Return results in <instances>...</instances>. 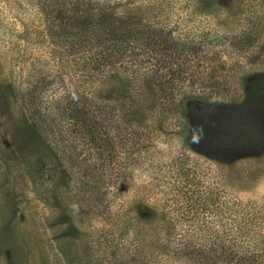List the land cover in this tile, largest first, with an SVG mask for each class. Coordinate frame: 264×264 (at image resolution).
<instances>
[{"label":"rangeland","instance_id":"374dc122","mask_svg":"<svg viewBox=\"0 0 264 264\" xmlns=\"http://www.w3.org/2000/svg\"><path fill=\"white\" fill-rule=\"evenodd\" d=\"M157 2L172 35L199 41L177 81L202 93L185 116L155 107L147 56L86 71L46 42L37 0H0V264H190L169 232L214 211L206 195L264 216V0ZM77 89L101 107L111 152L86 140L66 101H45ZM35 105L50 115L38 128ZM174 217L184 225L170 229Z\"/></svg>","mask_w":264,"mask_h":264},{"label":"trees","instance_id":"16d2710c","mask_svg":"<svg viewBox=\"0 0 264 264\" xmlns=\"http://www.w3.org/2000/svg\"><path fill=\"white\" fill-rule=\"evenodd\" d=\"M37 1L41 5L42 36L51 46L73 50L72 53L81 61V69L98 73L105 67L130 60L133 63L142 62V58L147 56L145 61L152 66L150 89L153 98L159 102L155 106L158 110L185 116V103L191 98L202 96V93L197 95L177 83L191 71L190 65L186 63L191 59L183 51H195L199 41L192 42L191 38L186 40L185 35H172L173 30H170L169 21H166L169 10L160 7L161 2H157L160 0ZM165 6L168 7V3ZM176 49L182 53L181 59L184 61L178 62L171 58ZM42 73L41 69L33 76L43 80L45 77ZM136 73V76L143 77L142 72ZM136 76L133 79L136 80ZM29 97V101H40L34 93ZM45 101H66L68 113L80 118L86 140L92 142L99 153L106 150L107 146L109 152L112 151L103 124L104 118L100 117L101 107L96 103L88 104L92 99L86 92L69 90L57 97L51 93ZM50 108L49 112L52 113L54 106ZM47 112L44 109L42 112L36 105L32 106L35 128L44 122L46 124L50 116ZM198 124L194 121L193 127ZM191 125L188 122L185 127L193 129ZM189 186L179 185L176 193L180 191L182 195L185 193L183 189ZM200 204L203 211L213 204L214 211L201 216L184 215L188 221L187 228L180 227L177 232H169V251L179 253L191 261L190 264H264V216L256 212L252 204L239 200L229 202L224 194L218 195L216 199L206 195ZM174 224L182 223L174 217L170 220V229L175 227Z\"/></svg>","mask_w":264,"mask_h":264},{"label":"clouds","instance_id":"9594fccd","mask_svg":"<svg viewBox=\"0 0 264 264\" xmlns=\"http://www.w3.org/2000/svg\"><path fill=\"white\" fill-rule=\"evenodd\" d=\"M72 207H73V209H76V205H73Z\"/></svg>","mask_w":264,"mask_h":264}]
</instances>
